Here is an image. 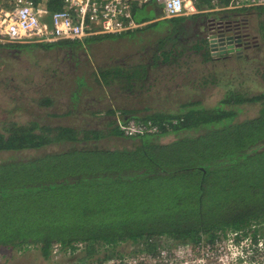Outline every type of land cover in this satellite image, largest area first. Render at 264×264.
<instances>
[{
	"label": "trees",
	"instance_id": "1",
	"mask_svg": "<svg viewBox=\"0 0 264 264\" xmlns=\"http://www.w3.org/2000/svg\"><path fill=\"white\" fill-rule=\"evenodd\" d=\"M212 1L228 5L232 0L198 4L213 8ZM48 5L51 11L62 7L59 0ZM146 7L160 13L153 2L137 6L134 18L144 25L126 34L0 43L3 262L10 260L5 251L38 248L47 263L55 244L66 254H78L81 263L154 253L162 239L171 241L167 247L198 245L214 243L220 233L238 238L264 229V86L219 70L220 62L249 59L246 49L258 40L240 17L249 20L252 8L263 16L264 9L201 8L186 21L172 18L164 33H155L150 29L159 21H139ZM216 11L227 12L215 18ZM233 17L240 18L239 29L233 28ZM198 22H206L205 27L193 29ZM188 33L196 39L191 50L213 65L208 74H198L195 87L224 93L207 107L195 92L187 98L197 69L188 57L182 59L190 50L176 46ZM200 40L208 41L207 47ZM155 44L144 61L116 51L135 49L143 55ZM20 52L34 57V66L19 76L7 75L1 59ZM44 57L48 65L38 62ZM172 67L181 77L165 100L172 104L158 109L148 99L138 103L161 76L153 73L167 68L166 78L173 81ZM35 84L37 94L30 89ZM257 104L254 116L240 119L245 106ZM131 120L157 129L128 136L120 124ZM127 243L136 249L123 250Z\"/></svg>",
	"mask_w": 264,
	"mask_h": 264
},
{
	"label": "built area",
	"instance_id": "2",
	"mask_svg": "<svg viewBox=\"0 0 264 264\" xmlns=\"http://www.w3.org/2000/svg\"><path fill=\"white\" fill-rule=\"evenodd\" d=\"M49 0H0V43H54L61 40L86 39L100 34H121L144 25L134 18V9L156 3L161 13L158 19H171L200 13L198 0H59L61 9L51 11ZM258 7L264 0H232L218 10ZM136 120L120 124L128 136L155 132ZM229 235V234H228ZM245 250V249H244ZM70 250L68 251V254ZM66 254L60 244L51 251L52 258ZM67 255V254H66ZM245 258L232 240L203 242L198 245L178 243L160 246L157 252L140 251L123 257L81 263L58 264H237ZM239 264V263H238Z\"/></svg>",
	"mask_w": 264,
	"mask_h": 264
},
{
	"label": "rangeland",
	"instance_id": "3",
	"mask_svg": "<svg viewBox=\"0 0 264 264\" xmlns=\"http://www.w3.org/2000/svg\"><path fill=\"white\" fill-rule=\"evenodd\" d=\"M199 6V4H198ZM200 7V6H199ZM227 11H216V13H214L215 18L218 16H222L223 13H225ZM206 15V14H205ZM213 16V17H214ZM160 17V13H158L157 11H154L152 8L146 7L145 10H143V13L139 19V21H143V20H147V19H153L152 21H147L146 23H150V22H155V21H159L158 26L156 27H152V29L150 30H154L155 33L157 32H162L163 33L166 31L165 27H169L170 25L168 24V22L171 19H158ZM188 16H181L179 18L184 19V21L188 20L189 18ZM255 17V18H254ZM257 18V19H256ZM251 23L250 26H252L254 28L255 31H258V33L256 32L255 35L258 40V45L254 48H250L249 50L246 49L247 55L249 56V59L245 61H236L234 59L232 60H227L224 63L220 62L221 64L219 65V70L221 72H228V73H238V76L241 75L242 79H256V82L258 84H261V86H264V80L262 79V74L264 73V40L262 39V34H264V22H259L260 20H264V17L259 16H252L251 18ZM258 20V23L257 21ZM182 21V20H181ZM206 22H198L197 24L194 25V27H192L193 29H197V27L200 26V29H203V26L205 27ZM192 28H190L191 30H193ZM251 28V27H250ZM205 30H202L203 36L205 37L207 35V31L204 32ZM187 32V31H186ZM128 33V32H127ZM126 34V32L124 33ZM115 35H120V34H115ZM127 36V35H126ZM125 36V37H126ZM156 40L159 38V36L155 37ZM196 42V39L191 37L190 34H186L184 35L181 40L179 41V43H181L180 45L178 44V46H176L177 49H181L183 47H187L190 51L187 52V54L182 55L184 59L185 57H188L190 59V62L192 64L195 65L194 70L192 75H195V82L191 84V89L188 90V95L187 98L190 97V95H194L193 93H197V95H200L201 97L204 98V103L205 106L206 105H213L215 104L217 101H219L222 97H223V91L220 88H215L213 89V86H209L207 88L204 89H200L199 91L204 92L199 94L197 87L196 86V80H197V76L198 74L200 75L203 71V73L206 75L209 72L210 66L213 67L212 63L208 62L206 64L202 63V56H201V52H198L196 50H191V46ZM142 43V42H141ZM208 41H204V40H200L199 44L203 45L204 47H207ZM138 46H140L138 44ZM157 44L153 45L152 47H150V49L148 50L149 52H144L143 55H141V53H138L135 49H130V50H116L117 52L127 55V57H129V60L131 61H138L140 58V56L142 57L143 61L145 58H149L151 57V55L153 54V51L156 49ZM202 46V47H203ZM190 47V48H189ZM113 54V53H112ZM2 62L5 63L6 66H4V68L8 69L7 70V75H17L19 76V74L24 71L23 69L25 67H28L29 65L32 64V66H34V57H32L31 55H27V54H23V52H20L18 54V56L14 55V56H9L7 59L5 57H3ZM47 60L46 57L40 59L38 62H42V65H48L45 61ZM41 63L39 66H41ZM224 66V67H223ZM171 70V68H169ZM174 75L175 78L173 79V81L169 80V72L167 68H164L163 70H161V73L159 72H155L153 74H160L161 76H159L158 80L155 82V84L153 85V87L151 88V90L149 91V93L144 92L143 95H141L138 98V103H141V105H145L148 99L150 102L153 103V107L155 108H163V107H167V105L172 104L171 102H165L166 98L168 95H171L169 91H171L175 84L176 81L180 80L181 77L178 75L177 73V69L172 67L171 70ZM168 78H166L167 76ZM162 75L165 76V78H162ZM41 76V74H40ZM187 77V76H186ZM190 77V76H188ZM162 78V79H161ZM187 79V78H185ZM39 85V84H38ZM41 88V87H40ZM32 93H36L39 91H36V89H39L38 87H36V84L32 87H30ZM149 94V95H148ZM193 97V96H192ZM175 98V97H173ZM186 98V99H187ZM169 101V100H168ZM207 107V106H206ZM258 109V104L254 105V106H245L244 109H242V112L240 113L239 117L240 119L246 118V117H252L256 114ZM264 232V229H260L259 233H254L253 231H249V234L247 235H242L240 237L237 238V236L235 235V233L232 232H228L227 235L222 236V233H220V238L219 240L224 241L226 246L228 247H232V240L234 239V243L236 244L237 248L239 249V253H243L244 257L243 259H240L239 261H237V264H264V235L262 234ZM261 233V234H260ZM229 234V235H228ZM257 241H256V240ZM171 241L166 239H162V245L164 246L165 244H170ZM122 249L128 251V253H130L132 250L136 249L135 246L130 245V244H123L122 245ZM38 249V248H37ZM36 248H32V250L28 251V252H24V251H17V250H8L5 251L6 255L5 258L8 257V260L6 263L3 262L4 261V257L0 256V264H58V263H75L78 260V254H61L59 257H54L50 258V260L47 261V263L41 258V256L38 254V252ZM245 249V250H244Z\"/></svg>",
	"mask_w": 264,
	"mask_h": 264
},
{
	"label": "crops",
	"instance_id": "4",
	"mask_svg": "<svg viewBox=\"0 0 264 264\" xmlns=\"http://www.w3.org/2000/svg\"><path fill=\"white\" fill-rule=\"evenodd\" d=\"M231 1V0H230ZM224 4H226V3H220V2H217V3H215V2H213L212 1V7L213 8H211V7H204V6H201V7H199L200 8V11H202L201 10V8H204L205 10L206 9H216V10H218L217 8L218 7H220L221 5H224ZM235 11H238V10H235ZM160 13H161V9H160ZM234 15H236V14H238L237 12H232ZM258 11H256V9H254V8H252L251 9V11H250V13L249 14H252V15H254V16H258ZM207 14V13H206ZM263 16L262 17H264V13L262 14ZM192 15H190V16H188V17H191ZM244 17V16H243ZM234 18V17H233ZM241 19H243V21H244V29L245 30H247V32H249V36H251L252 35V37H255V38H257L255 35H253V34H256V32L258 33V31H255L254 30V28L252 27V26H250V23H249V20H252L251 18L252 17H250V19L249 20H247L246 18H242V17H240ZM257 21V23H258V20H256ZM228 22V21H227ZM227 22H225V23H227ZM251 27V28H250ZM255 41H257V40H254V42ZM255 46V45H254Z\"/></svg>",
	"mask_w": 264,
	"mask_h": 264
},
{
	"label": "flooded vegetation",
	"instance_id": "5",
	"mask_svg": "<svg viewBox=\"0 0 264 264\" xmlns=\"http://www.w3.org/2000/svg\"><path fill=\"white\" fill-rule=\"evenodd\" d=\"M239 17H236V18H234L233 20H232V25H233V28H235L236 26H237V28L239 29V26H238V22H239ZM236 25V26H235ZM229 26H230V24H229ZM215 26L214 25H212V26H210V29L212 30V28H214ZM216 28V31H217V26L215 27ZM216 31H214V32H216Z\"/></svg>",
	"mask_w": 264,
	"mask_h": 264
}]
</instances>
